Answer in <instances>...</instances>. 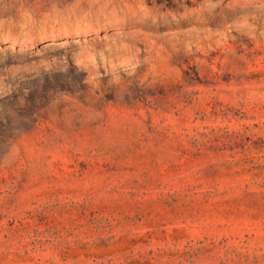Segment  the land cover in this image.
<instances>
[{"label":"rangeland","instance_id":"rangeland-1","mask_svg":"<svg viewBox=\"0 0 264 264\" xmlns=\"http://www.w3.org/2000/svg\"><path fill=\"white\" fill-rule=\"evenodd\" d=\"M0 264H264V0H0Z\"/></svg>","mask_w":264,"mask_h":264}]
</instances>
